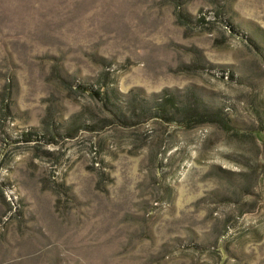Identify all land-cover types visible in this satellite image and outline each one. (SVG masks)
<instances>
[{
	"label": "rangeland",
	"instance_id": "1",
	"mask_svg": "<svg viewBox=\"0 0 264 264\" xmlns=\"http://www.w3.org/2000/svg\"><path fill=\"white\" fill-rule=\"evenodd\" d=\"M0 264H264V0H0Z\"/></svg>",
	"mask_w": 264,
	"mask_h": 264
},
{
	"label": "trees",
	"instance_id": "2",
	"mask_svg": "<svg viewBox=\"0 0 264 264\" xmlns=\"http://www.w3.org/2000/svg\"><path fill=\"white\" fill-rule=\"evenodd\" d=\"M209 113L207 112H204V113H201V112H195L193 115H191L188 119L191 120V119H199V118H202L203 116H206L208 117ZM216 119V117H214ZM210 119V118H209Z\"/></svg>",
	"mask_w": 264,
	"mask_h": 264
}]
</instances>
